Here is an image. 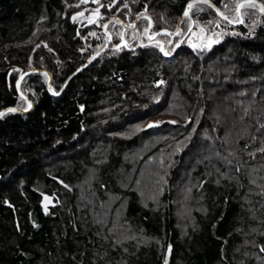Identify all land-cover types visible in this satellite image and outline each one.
Instances as JSON below:
<instances>
[{"label":"trees","instance_id":"obj_1","mask_svg":"<svg viewBox=\"0 0 264 264\" xmlns=\"http://www.w3.org/2000/svg\"><path fill=\"white\" fill-rule=\"evenodd\" d=\"M190 1L100 0L88 24L92 0H0V264H264V12L203 51L105 44L110 16L183 27Z\"/></svg>","mask_w":264,"mask_h":264},{"label":"snow or ice","instance_id":"obj_2","mask_svg":"<svg viewBox=\"0 0 264 264\" xmlns=\"http://www.w3.org/2000/svg\"><path fill=\"white\" fill-rule=\"evenodd\" d=\"M89 2V0H80V4H87ZM93 3L99 5V7H97L91 14V16L88 18V24H94V23H97V20L98 19H102V17H100V8L103 7L104 5L100 4V0H92ZM118 2V0H113V3L109 5V10L111 9L112 6H114V4ZM133 2H135V0H133ZM198 3L199 4H202L204 6H206V8L208 9H214L215 10V13L218 17H220L224 22H226L227 24H234V23H244L243 19L240 17L239 13H240V10L241 9H256L257 7L259 8V11L260 12H264V5H257L255 3V0H247V2L245 3H240V4H236L235 6V11L237 13V15L233 18H229L228 15H226L224 12L220 11L219 8L215 7L212 3H211V0H198ZM79 6V5H77ZM124 8H128V4L125 3L123 5ZM194 5L192 3H188L187 4V9L188 10H185L183 12V17L185 19L182 20V23H188L189 20H191V17H190V10L193 9ZM225 8H228V5L225 4L224 5ZM200 10H205V9H200ZM146 11H147V6H145V12L144 13H140L139 15H137L136 19L137 20H140V19H145V20H148L149 24H148V27H146L144 29V35L148 36V39L149 40H152L154 35H160L161 33H154L153 35H148L149 31H150V28H151V18L148 17L146 15ZM78 16L80 17H83L84 16V12H80L77 14ZM92 17H96L97 19H93ZM73 21H76L77 19V16H73L72 17ZM209 24L213 23L212 21H209L208 22ZM109 24H112L113 26L115 25H122L123 22L119 19H116V18H113L112 20L109 21V23H105L103 25H101V27H103L105 30H107L109 28ZM192 23H188V32H192ZM215 26L216 27H219L220 26V21H216L215 23ZM127 27L129 28H135V24H130L128 25ZM205 31L204 28H201L200 29V32L203 33ZM195 34V33H193ZM89 35L91 36H96L97 34L95 32H91ZM105 37H106V41L107 42H110L112 37H111V34L108 33L107 31H105L104 33ZM120 37H121V40L123 41V33H119L118 34ZM163 35H168V36H172V35H175V36H180L181 35V29L179 26L176 27V31L175 33H170V32H163ZM216 36V40H213V38L211 36L208 37V43L206 44H203V45H199V44H194V45H191L194 49L196 48H199L201 51H203L205 48H210L212 43H215V42H218L219 40V36L220 34L219 33H215L214 34ZM169 43H171V41H169ZM182 43V41H178L175 45L176 48L180 47V44ZM107 46V45H105ZM156 47L159 48L160 52H162L165 56H168L170 55V51H166L165 48L160 44L159 41H156L155 42V45ZM39 47V45H38ZM122 47H128V44L126 42H122V44H118L114 47V51H120ZM51 51V49H49ZM175 48L172 49V51H174ZM100 55V52L97 51L96 53V56H99ZM96 57H92V60H94ZM89 63H91V60L89 61ZM45 76H47V74L45 73ZM23 75H21L20 77V80H23ZM20 80L17 81L16 83V87L17 89L20 88ZM160 83H164L163 81H161ZM51 91V89H49ZM54 95H59V93H53ZM21 98L23 99V94H21ZM28 107L30 108L31 107V104L28 105ZM17 109L15 108H9L7 110V112L9 113H12V112H16ZM4 115H6L5 112H0V117H3ZM170 123H176L175 121H170ZM155 126H158L156 124H149L148 127L151 128V127H155ZM261 127H264V125H261ZM261 151H264V149H261ZM67 187V186H66ZM45 200H48V197H45L44 198ZM169 252L171 251V248L169 247ZM261 251H264V248L261 249ZM164 264H168V261L167 259H165L164 261Z\"/></svg>","mask_w":264,"mask_h":264},{"label":"rangeland","instance_id":"obj_3","mask_svg":"<svg viewBox=\"0 0 264 264\" xmlns=\"http://www.w3.org/2000/svg\"><path fill=\"white\" fill-rule=\"evenodd\" d=\"M192 1L193 0H191L189 3H192ZM243 2H247V0H233V5L231 6L232 7V10H233V12H234V15H232V17H230L227 13H225L224 11H223V9L225 8L224 7V5L225 4H223V6L222 7H217V6H215V7H217V8H219L220 9V11H222V12H224L226 15H228L229 16V18H233V17H235L236 15H237V13H236V11H235V6H236V4H240V3H243ZM115 4H117V2L115 3ZM125 4V3H124ZM123 4V5H124ZM257 5H262V4H259V3H256ZM122 5V4H121ZM258 8V7H257ZM95 9H90V8H87V9H85L84 11H82V12H84V16L83 17H80V16H78L79 18H86V19H88L90 16H91V14H92V12L94 11ZM186 10H188L187 8H186ZM214 10V9H213ZM258 11H259V8H258ZM81 12V11H80ZM79 12V13H80ZM214 12H215V10H214ZM243 12H244V10H243ZM260 12V11H259ZM260 13H262V12H260ZM216 14V13H215ZM139 15V14H138ZM147 15V14H146ZM239 15H240V17L242 18V9L240 10V13H239ZM148 16V15H147ZM136 17H137V15L136 16H134V17H132V20H130V19H128V20H123L122 18H120V17H118V16H110L109 18H107V20H105L104 22H102L101 23V25H103V24H105V23H109V21L110 20H112L113 18H116V19H119V20H121L122 22H123V24L122 25H115V26H113L112 24H109V28L107 29V30H105L103 27H101L102 28V32L103 33H105V31H107L108 33H110L111 34V37L114 35V33L116 34V33H121V32H125V30L126 31H132V30H134L135 29V31H136V36H137V41L139 42L140 40H141V38H148V36H146V35H144V29L146 28V27H148V24H149V22H148V20H147V22L145 23V24H142L141 26H138V25H136V23H137V19H136ZM149 17V16H148ZM197 18H194L193 20H191L190 22H188V23H192V32H188V23H185V25L182 27L181 25H180V20H178L176 23H175V25L172 27V28H158V29H154V30H151L150 29V31H149V33H148V35H153L154 33H161V34H163V32H165V31H167V32H170V33H175V31H176V27L177 26H179L180 27V29H181V35L180 36H176V39H173V37H174V35H172V36H168V35H165V37H162V36H160V37H156V35H154V37L153 38H156L157 39V41H159L160 42V44L163 46V42H164V48H165V50L166 51H170V53L171 54H173V51H172V49L173 48H175V45H176V43L179 41V40H181V38H184V40H185V43L186 44H188L191 48H193L191 45H194V44H199V45H203V44H206V43H208V37L209 36H211L212 38H213V40H216V36L214 35L215 33H219L220 34V36L224 33V32H226V31H223L222 30V26H221V23H222V19L220 18V17H218L217 15H216V18H214V19H210V18H208L207 20H204V18H205V16H203V17H198V16H196ZM93 19H95V17H92ZM209 21H212L213 23H211V24H209L208 22ZM216 21H220V26L219 27H216L215 26V23H216ZM135 24V28L133 29V28H129V27H127L128 25H130V24ZM201 28H204L205 29V31L203 32V33H201L200 32V29ZM117 31V32H116ZM134 33V32H133ZM193 33H195V34H193ZM160 34V35H161ZM220 36H219V38H220ZM104 39H105V44L106 43H110V42H112L113 40L111 39V41L110 42H107L106 41V37H105V35H104ZM163 41V42H162ZM169 41H171V43H169ZM122 40L119 42V43H117V44H122ZM104 44V45H105ZM104 45H103V47H104ZM171 45V46H170ZM103 47L101 48V49H103ZM194 49V48H193ZM205 49H208V48H205ZM194 50H196V51H198V50H200L199 48H196V49H194ZM170 54V55H171ZM161 119V118H160ZM159 118H155V117H149L146 121H145V125H149V124H155V123H157L159 120H160ZM162 119H164V118H162ZM46 197H48V196H46ZM45 198V196L43 197V203L44 204H47V203H50L51 202V199H50V197H48V200H45L44 199Z\"/></svg>","mask_w":264,"mask_h":264}]
</instances>
